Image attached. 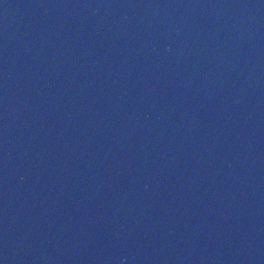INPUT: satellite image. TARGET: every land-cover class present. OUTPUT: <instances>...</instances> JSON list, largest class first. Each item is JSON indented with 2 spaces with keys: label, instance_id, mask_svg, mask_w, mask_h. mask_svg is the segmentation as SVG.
Returning <instances> with one entry per match:
<instances>
[{
  "label": "water",
  "instance_id": "1",
  "mask_svg": "<svg viewBox=\"0 0 264 264\" xmlns=\"http://www.w3.org/2000/svg\"><path fill=\"white\" fill-rule=\"evenodd\" d=\"M0 264H264V0H0Z\"/></svg>",
  "mask_w": 264,
  "mask_h": 264
}]
</instances>
